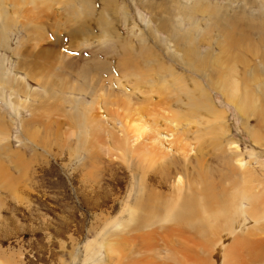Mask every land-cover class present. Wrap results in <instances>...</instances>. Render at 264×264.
I'll return each instance as SVG.
<instances>
[{
	"label": "rangeland",
	"instance_id": "rangeland-1",
	"mask_svg": "<svg viewBox=\"0 0 264 264\" xmlns=\"http://www.w3.org/2000/svg\"><path fill=\"white\" fill-rule=\"evenodd\" d=\"M39 6H43L44 9L41 10L40 17L29 19L27 11L29 9L37 11L36 8ZM57 6H59L58 10ZM211 10L212 12H208ZM0 12V23L3 19L2 25L0 24V65L2 66H0V180L2 177L3 180L7 178L11 185L7 188L0 184V264H109V256L115 260L120 256L123 262H128L132 257L139 264L180 263L179 257L173 260L169 257L165 259L153 257V254L147 251L144 242H142L143 246H139L140 242L124 241L123 235L135 234L127 229L128 232L122 231L120 237L110 235L104 240L102 238L104 221L106 219L107 222L115 221L119 216L121 207L119 200L128 193L131 172L122 161L109 158L101 153L99 148H95L97 151L93 148L91 133L93 130L89 125L90 122L87 121V117L90 116L86 114L93 117L96 113L94 117L99 115L101 119L103 115H106L99 105H97L98 108L94 106L95 110L91 109L94 108L91 104L98 92L95 93V97L92 96V100L90 96L85 98L86 90L93 89L91 79L95 77L94 74L95 78L98 77L97 82L98 80L107 82L111 79L114 82V93L118 90L117 94L121 95L122 99L129 95V107L132 110L131 114L126 116L115 106L119 114L128 118H115L111 131L109 130L111 125L107 126L106 122H102L106 123V126L102 124L103 127H101L102 141L105 145L109 143L108 138H113L112 129L121 131L120 135L122 132L130 135L142 134L141 138L145 140L155 128L162 133L171 131L169 124L164 122L160 115L150 114L155 102L151 101L154 94L151 92L152 89L160 88L164 81L172 80L174 77L180 79L181 85L199 81L198 83L205 92H208V96L213 101L212 106L217 115L213 128L207 133H196L195 128H200V119H196L198 126L196 124L181 126L174 131V137L168 135V138H164L163 134L162 138L173 141L171 147L174 149L186 147V144L189 148L193 146L197 148L201 142L208 165L212 168L218 166V169L222 167V171L226 169L223 161L235 166L238 160L248 163L245 168L237 167L238 169L234 170L236 172L231 176L235 179L232 180L230 177L228 182L224 180L227 188L233 187L232 190H234L237 186L240 190L250 185L264 186L261 184L264 183L262 180L264 178V125L261 123L258 125L255 117L240 113L222 91L208 86L200 74L187 69L188 67L184 66L185 59H182V54L177 49V47H192L196 38L206 37L205 39L213 40V44L204 42L202 48L198 46V50L201 54L209 53L215 56L220 48L217 44L214 47L215 43L221 40L218 32L222 33L219 29L227 24L228 16L233 20L231 32L234 35H243L244 26H248L249 38L245 40L248 41L245 47L251 45L249 48H239L237 52L247 63L249 62L247 70L250 72H247V75H252V79L259 75L257 77L260 79L259 83L258 81L256 84L252 81L247 82L251 89L257 90L256 94L259 95V88L263 87L261 84L264 85V62L259 63L258 56L251 50L259 51V54L264 52V0H0ZM4 20H9L10 24L16 26L13 27L7 21L5 24ZM22 24H24L23 27ZM86 24L93 29L91 30ZM158 24H164L163 28ZM2 26L3 29L7 26L8 32L6 28L4 32ZM81 27L87 28L89 32L87 29L85 30L87 32H82ZM105 29L116 34L120 42L118 47L114 45V41H101L99 36ZM71 30H77L78 33L70 34ZM173 38L176 41L175 45ZM59 43L61 44L58 45ZM45 45L47 48H44ZM237 47L234 45L233 49L236 50ZM50 48L55 50V54L57 51L62 56L56 58L51 51L52 54L49 52L51 56L45 60L47 57L43 58L41 51L44 49L48 51ZM73 60L76 65L75 70L69 68ZM94 60L97 63H107L106 70H93L92 76L89 72L90 74L84 73L86 76L80 74L78 77L77 68L86 63H94ZM18 62L28 66L26 68L19 66L21 64ZM28 62L33 64L29 65ZM54 62L57 63L54 64ZM51 65L54 67L52 68ZM37 67L39 69L42 67L43 71V74L41 70H39L40 74L37 73L41 75L40 81H38L39 76L35 74L38 71ZM237 67L239 75L242 76L243 67L241 68L240 65ZM30 72L33 75H29ZM255 73L257 76L254 77ZM19 77H23L24 82ZM62 78L65 79L63 82ZM178 79L170 85L173 87L171 90L175 92L171 93L173 96L180 86ZM58 83L61 85L59 86ZM73 86L74 89H72ZM240 90L243 91L244 88L240 86ZM123 94L126 95L123 97ZM83 99L90 104V107L88 104V107L83 106L89 113L80 115L84 110L80 102L85 103ZM74 100L79 103H73ZM177 104L167 110H178ZM127 113H129L128 110ZM159 113L163 116L170 115L169 112L162 110ZM81 116L82 118L86 116L87 120L85 121L84 118L82 120ZM151 118H156L159 122L152 123L155 124L152 126L149 122ZM201 119L206 120L203 116ZM77 121L86 122L87 125L85 123L86 126L83 124L80 126ZM141 122L146 127H150L151 131L143 132ZM31 131H37L36 135L39 139L34 135L37 139L33 140V137L29 135ZM87 149H94L92 150L96 152L94 156L89 158ZM191 154H194V151ZM255 159L263 165L254 163ZM251 169L255 170V174ZM186 170L189 172L188 169ZM181 176L187 180L190 174L183 172ZM193 176H191L192 182L193 180L202 181L199 177ZM241 176L244 177L241 178ZM255 178H257L256 181H254ZM15 179L16 181H13ZM116 179L120 180V184H117ZM214 181L217 187L220 182L218 179ZM194 186L198 185H192L193 188ZM13 188L14 191H12ZM230 189L228 191H232ZM191 195L198 204L197 197L200 194ZM110 207L114 210H109ZM187 208H184L185 212ZM136 211L137 216L142 213L141 208ZM191 220L196 222L197 218L192 216ZM249 222L250 220L247 219V223ZM90 251L94 253L98 251V257L94 256L91 259L92 262L91 260L87 262L86 256L91 253ZM149 254L152 258L148 256Z\"/></svg>",
	"mask_w": 264,
	"mask_h": 264
},
{
	"label": "bare ground",
	"instance_id": "bare-ground-1",
	"mask_svg": "<svg viewBox=\"0 0 264 264\" xmlns=\"http://www.w3.org/2000/svg\"><path fill=\"white\" fill-rule=\"evenodd\" d=\"M58 7L59 6H57V10H58ZM83 7H85V6H83ZM36 9H37V11H34L33 9H29L27 11V13L29 14L28 15L29 19L30 18L36 19V18L40 17L41 10L43 9V6H39ZM71 12H73V11H71ZM208 12H212V10L208 11ZM13 14L17 18L16 12H14ZM19 14H21V13H19ZM72 14L74 15V13H72ZM0 17H1V12H0ZM215 19H217V17H215ZM6 21L7 20H4L5 24H6ZM226 21H227V24H224V28L219 29L220 31H222V33L218 32L221 35V40L219 43H215L214 47H216V44L218 46H220V48L218 49L219 52L215 56L214 55L212 56L209 53L208 54L207 53L201 54L198 50V46H201V48H202L204 42L209 43V45L213 44L212 42H214V41L211 40L210 38L205 39L206 37L196 38L193 41L192 47H187V46L177 47V49L181 52L182 59H185L184 66L186 68L188 67L187 69H190L191 71L193 70L196 73L200 74L204 78V80L206 81L208 86L222 91L224 96L227 97V99L236 106V108L239 110L240 113H243L245 116H253L257 119V122L259 123V124L257 123L258 125H260V123L262 125H264V85L261 84V86H263V87H260V88L258 87L259 88V95L256 94L257 90L255 91V90L250 88V86L248 85L249 83H247V82L252 81L253 83L255 82V84H256V82L258 81L257 83H259L260 79L257 78L259 75L257 76L256 73L253 74L254 77L257 76L256 77L257 79L256 78L252 79L251 78L252 75L251 76L249 74L247 75V72H250L247 70V67L249 66V62L247 63L243 59V56H241L237 52V50H240L239 48H241V49L243 47L249 48V46L251 45L250 44V45H248V47H245L247 45V42H248L245 40H247V38H249L248 37L249 35L247 32L248 26L242 25V26H244V29H245V30H243L244 31L243 35L242 34L241 35H238V34L234 35V33L231 32L233 20L228 16ZM0 22H1V20H0ZM215 22H217V21H215ZM2 23H3V19H2ZM2 23H0V24L2 25ZM13 23H14V21H13ZM20 24H21V22H20ZM10 25H12V24H10ZM163 25L160 24L159 26L162 27ZM214 25L216 26V24H214ZM3 26H4V24H3ZM3 26H2V30H4L5 28L7 30V26H5L4 29H3ZM14 26H16V25H14ZM23 26H24V24H22V27ZM83 27L80 28L82 32H87V31L89 32V30L87 28L83 29ZM235 27H238V25L237 26L235 25ZM8 28H9V26H8ZM89 28H91V27H89ZM213 28H214V26H213ZM10 29H12V28H10ZM86 29H87V31H85ZM92 29L93 28H91V30ZM8 30H7V32H8ZM4 32H5V30H4ZM76 32L78 33L77 30H71L70 34H73V33L76 34ZM0 33H1V31H0ZM16 33H18V32H16ZM4 34H3V36H4ZM41 36L42 35L40 34V37ZM5 37H7L6 34H5ZM99 37H100L101 41H103V42H105V41L107 42L108 40L111 42L114 41V45H116V47H118V44L120 43L118 41L116 34L113 32H108V31H106V29L102 32V34H100ZM261 38H262V36H261ZM100 39H99V41H100ZM7 40H8V38H7ZM263 40H264V38H263ZM173 41H174V45H175L176 41L174 38H173ZM228 41H229V43H228ZM60 44L61 43H59L58 45H60ZM37 45H39V44H37ZM234 45L238 46L236 50L233 49ZM46 46L47 45H45L44 48ZM251 49L252 48H250V50ZM212 50H214L213 47H212ZM51 51H52V53H54V56H56V58H59L60 56H62L61 54L57 53V51L55 54V50L53 48H50V50H48V51H46L44 49L43 51H41V53H42L43 58L47 57L45 60H48V57L51 56L49 54V52L51 53ZM251 51L254 53V55L258 56L259 63L264 62V52L259 54V51H257V52L253 51V50H251ZM81 58H83V57H81ZM51 61H53V59ZM120 61H121V59H120ZM35 62H36V60H35ZM30 63L28 62L29 65H30ZM55 63H57V62H54V64ZM18 64H21V63L18 62ZM24 64L22 63L19 66H23L24 68H26V66H28V65L24 66ZM31 64H33V63H31ZM71 64H72L71 66H73L75 64V61L73 60V62ZM121 64H122V62H121ZM241 64H243V65H241ZM63 65L67 66V64H64V63H63ZM107 65L108 64L105 62H102V63L98 62L97 63L96 61L94 63H91V64L86 63V64L82 65V67L77 68L78 71L80 72V73L78 72L77 75L79 77L80 74L85 75L86 73H89V72L91 73V71L93 72V70L105 71L107 68ZM238 65H240L241 68L243 67L242 76L239 75V69L237 67ZM32 66H35V65H32ZM45 66L46 65L44 64L43 67L45 68ZM52 66L53 65H51V67ZM71 66L69 68H73L75 70L76 65H74V67H71ZM4 67H6V65ZM29 68H28V71H30ZM34 68L35 67H33L32 69H34ZM41 68L40 69L38 68V71L35 72L36 75L40 74L39 70H41ZM44 68H43V70H44ZM52 68H50V69H52ZM21 69H23V68H21ZM25 70H27V69H25ZM23 71H24V69H23ZM28 71H26V72H28ZM47 71L48 70H46V72ZM251 71H252V68H251ZM31 72H32V70H31ZM44 72H45V70H44ZM33 73H34V70H33ZM33 73H31L29 75H33ZM5 74H6V72H5ZM41 74H43V71ZM250 74H252V73H250ZM2 75H4V73ZM92 75L93 74L91 73V76ZM4 76H3V78H4ZM38 76H39L38 81L42 80L40 78L41 75H38ZM43 76L44 75H42V77ZM93 76L96 77L95 74ZM95 77H93L95 80L92 77H90L93 79V80L91 79V83L93 84V89L89 90V91L86 90L88 94L87 93L85 94V98L90 96L89 98L92 100V96H94L95 93L98 92L96 95V99L91 104V107L96 106V108H98L97 105H99L100 108H102L103 111H105L106 115H103L102 119H101L98 117L99 115L94 117L96 115V113H95V115H94V113L92 114V115H94L93 117L91 115L86 114V116H90V117H87L88 120L85 118L86 116H83L85 121L87 120L90 122L89 125L91 126V128L93 130V131L91 130L92 131L91 133H92V140H93V148L94 149L99 148V151L101 153L105 154L106 156H108L109 158L112 157V158H115V159L122 161V163L125 164L126 167H128L130 169V172H131V174H130L131 179H130L129 184H128L129 186L127 185L129 187V189L127 191L128 193L125 194L119 200L120 204H121L120 211L118 213L119 216L116 218L115 221L110 220L107 222L106 221L107 219L104 221L105 222V225L103 226V232L104 233L103 234L101 233L103 240L106 239V236H110V235L111 236L117 235L120 237V234L122 231L128 232L127 230H129L130 232H133L136 235L135 234H133V235L126 234L125 236L123 235L124 241L129 242L131 240L132 241L134 240L135 243L140 242L139 246H143L142 242H144V245H145L147 251L152 253L153 257H158L159 259H165V258L169 257L170 260L171 259L173 260V259H176L179 257L180 263H178V264H264V235H263L264 234V225H263V221H264V203H263L264 188L263 187L264 186L250 185L249 187H246V188H243L240 190L237 186H236L237 188L234 187L235 188L234 190H232L233 187L230 189V188H227L225 186L226 185L225 183L230 180V177L232 178V176H231L232 173L235 174L236 171H234V170L237 167L245 168L246 164H248V163L242 162L241 160H238L236 163L237 165L235 166V165L231 164L230 162L223 161L226 169H225V171L224 170L222 171V169H223L222 167L218 169V166H217V168H212L211 166L208 165L206 158L204 157L205 153H203L201 142H199L200 145H198L197 148L195 146H193V148H189L188 145L186 144L185 145L186 147H183V148L182 147L176 148L177 146L175 145L174 147L176 149H174L173 147H171V144L173 143V141H171L170 139L168 140V139L162 138L163 134L165 135L164 138L165 137L168 138V135H170V136L172 135L174 137V131L178 130L181 126H187L188 124H193L194 126H195V124L197 125L196 119H200L199 120L200 128L199 127L195 128L196 133H201V132L207 133L210 131V129L213 128V123L215 122L214 120L217 117L215 110L213 109L214 107L212 106L213 101H212L211 97L208 96V94H207L208 92H205L203 87L198 83L199 81H196L193 83L190 82V83H186V84L181 85L180 79L174 77V79H172V80L166 79L167 81H164L161 84L160 88H158V89L153 88L152 89L151 92L154 94H152L153 96L151 97V101L152 102L155 101V102H153L154 108H153L152 112H150V114L154 115V116L160 115L162 117V120L169 124L168 126H170L169 129L171 131H166L165 133H162V131L155 128V129H153V133L151 132L148 135V138H146V140H145V139L141 138L142 134L140 132L139 133L141 135H138V134L130 135V134H127L124 132H122V135H120L121 131L118 130V132H117V131H115L116 129L115 130L112 129L113 138H108L109 143L108 144L106 143L107 145H105V142L102 141L103 140V135H102V131H101V127H103L102 122H106L107 126L111 125V127H109V130H110L112 127H114L115 118H120V117L122 119L128 118V117L124 118L123 115L119 114L117 111V108L122 110L126 116H128V114H131L132 110L129 107V104H130V99H128L129 95L126 96V98H125L124 96L126 94L125 95L123 94L124 99H122L121 95L118 96V94H117V92H119L118 90H115V92L116 91L117 92L114 93V89H115L114 88V82L111 79H109L107 81V82L110 81L108 84L107 82H105L103 80H98V82H97L98 77L97 78H95ZM21 78H22V82H24L23 77H21ZM87 79H89V76ZM87 79H86V81H87ZM176 79H178V84L180 86L178 87V91H176V94L173 96V95H171V93H175V92H173L171 90L173 87L170 85H172V83H175L177 81ZM182 79L187 80V78H182ZM5 80H7V79H5ZM24 80H25V78H24ZM64 80L62 78V82ZM36 81H37V77H36ZM44 81H46V80H44ZM94 81H96V82H94ZM46 83H47V81H46ZM64 83H66V82H64ZM243 83L244 84L247 83V84L242 85ZM263 83H264V80H263ZM8 84H9V82H8ZM41 84L43 85V83H41ZM255 84H253V85H255ZM6 85H5V87H6ZM60 85L61 84H59V86ZM118 85H119V79H118ZM240 86L242 87V89L244 88L243 91L240 90ZM104 88H106V89H104ZM12 89H14V88H12ZM72 89H74V86L72 87ZM256 89H257V87H256ZM117 96L121 97V98H118ZM73 99H75V98H73ZM74 101L75 102H73V103H75V104L79 103V102L76 103L77 100H74ZM83 101H84V99H83ZM80 102L82 103L81 108H83V106L88 107V105L90 107V104L86 103V101H84L85 103H83L82 101H80ZM8 103H9V101H8ZM83 104H86V105H83ZM175 104H177V106L179 107L178 110H176V111H170V110L168 111L167 110V109H170L171 106H175ZM115 106L117 108H115ZM157 106H160L161 108H159ZM96 108L94 107L91 109L95 110ZM145 108H146V106H145ZM157 108H159V109H157ZM175 108H177V107H175ZM94 110H92V111L95 112ZM127 110L129 111V113H127ZM160 110L165 111V112H169L170 115L163 116L162 114L159 113ZM86 111H87V109H86ZM86 111H85V109L82 110V112H84V113L81 112L80 115H85V113H89ZM88 111H89V108H88ZM140 111H141V109H140ZM77 115H78V113H77ZM80 115H78V116H80ZM202 116L205 117L206 120H202L201 119ZM199 117H201V118H199ZM77 118H79V117H77ZM83 118L81 116L82 120H83ZM89 118H90V120H89ZM207 119H209V121ZM33 121H35V119ZM78 121H77V124L80 126H82L81 124H83L84 126L87 125L86 122H85L86 123V125H85V123H83V122L79 123ZM30 122L32 123V119L30 120ZM149 122H151L150 124H152V123H156V122L158 123L159 121L156 118L155 119L151 118V119H149ZM209 122L211 123V125ZM106 123H104L105 126H106ZM126 124H128V122H126ZM154 125L152 124V126H154ZM194 126L192 127V129L194 128ZM142 129H143V132L151 131L150 127H148V126L146 127L144 124H143ZM202 129H204V130L206 129V130L204 131ZM107 130H105V131H107ZM96 132H98V133H96ZM154 132H155V134H154ZM33 133H35V134H33ZM168 133H170V134H168ZM36 134H37V131H31L29 135L31 138L33 137L32 139L34 140V138H35L34 135H36ZM36 137L38 138L37 135H36ZM37 138H35V139H37ZM83 141H85V140H83ZM79 145H81V144H79ZM91 148H92V146H91ZM94 149H92V150L94 151ZM87 150H88L89 158L91 156H94V153H96V152H93L92 150H89V149H87ZM192 151H194V154H191ZM254 163H256V164L259 163L260 165H263L262 162H259L256 159L254 160ZM189 168H191V169H189ZM255 168H253V169H255ZM186 169H188L189 172H187ZM253 169H251V170L253 171ZM254 171H253V173H254ZM183 172L190 174V177L187 178V180H185L184 176H181V174H183ZM253 173L251 172L252 175H253ZM257 173H259V172H257ZM192 174L195 175L196 177H199L200 179H202V181L197 182L196 180H193V182H192V177H194ZM236 174H238V173H236ZM242 175H243V172H242ZM242 177H244V176H241V178ZM14 178L15 177H13V179ZM233 178H232V180H233ZM257 178H255L254 181H256ZM9 179L12 180L11 178H9ZM216 179H218L220 182L219 184L217 183L218 184L217 187L214 184V182H215L214 180H216ZM116 180H118V181H116L117 184H120L119 183L120 180L119 179H116ZM224 180L226 181L225 183H224ZM262 180L264 182V178ZM8 181L9 180H7V178H4V180H3V177H2V179L0 180L1 186L2 187L6 186L7 188H8V186L11 187V185H9L10 183ZM13 181H16V179ZM250 181H252V180H250ZM191 184L192 185H198V186H196V187L194 186V188H193ZM261 184H264V183H261ZM161 188H165L166 190L165 189L161 190ZM229 189L232 191H228ZM12 191H14V188ZM190 192H191V194H195V193L200 194L197 197V198H199L198 204H196L197 202L193 199L194 197L190 194ZM14 196L16 197V195H14ZM105 202H107V201H105ZM185 207H188L187 208L188 210L186 212L184 211ZM140 208L142 210V213L139 216H137L135 211L139 210ZM109 210H114V208L110 207ZM106 211H107V209H106ZM111 212H113V211H111ZM192 216H195L197 218L196 222H193L194 220L193 221L191 220ZM247 219L250 220L249 223H247ZM168 223H169V225H168ZM134 245H132V246H134ZM139 246H137V247H139ZM83 249H85V248H83ZM107 249L109 250L108 246H107ZM146 249L143 248V250H146ZM130 250H128V251H130ZM138 250H140V249H137L136 251H138ZM141 251H142V249H141ZM109 252L110 251H108V253ZM114 252L117 253L118 251H114ZM114 252H112L113 255H114ZM130 252H132V250ZM78 255H79V253H78ZM94 256L98 257V251H95V253L94 252L89 253L86 256L87 257L86 261L88 262ZM114 256H116V255H114ZM123 256L125 257V255H123ZM148 256L152 258L151 254H149ZM133 258H135V256ZM124 259L125 258H123V260ZM131 259H132V257H131ZM131 259L128 262L127 261L123 262V261H121L122 257H120V256L116 257V260L112 256H109L108 261H109V264H112L113 262H117L118 264H139L138 262H136V260H134V259L131 260ZM213 259L215 261L212 262ZM149 260L151 262V259H149ZM91 262H92V260H91Z\"/></svg>",
	"mask_w": 264,
	"mask_h": 264
}]
</instances>
